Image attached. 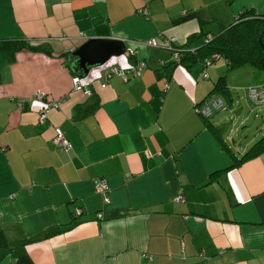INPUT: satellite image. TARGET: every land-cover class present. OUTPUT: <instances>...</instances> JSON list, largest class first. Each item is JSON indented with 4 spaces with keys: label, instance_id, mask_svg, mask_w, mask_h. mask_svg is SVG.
I'll list each match as a JSON object with an SVG mask.
<instances>
[{
    "label": "crops",
    "instance_id": "1",
    "mask_svg": "<svg viewBox=\"0 0 264 264\" xmlns=\"http://www.w3.org/2000/svg\"><path fill=\"white\" fill-rule=\"evenodd\" d=\"M245 9L264 17V0H0V44L37 48L0 49V264H264V152L231 167L264 130L224 135L232 115L245 122L228 79L217 94L228 110L207 120L196 110L225 59L186 67L142 43L178 35L196 51ZM89 38H118L124 52L83 73L69 56ZM137 60L139 76L100 86L106 67ZM73 75L90 95L72 90ZM37 91L62 100L43 122L44 101L16 106Z\"/></svg>",
    "mask_w": 264,
    "mask_h": 264
},
{
    "label": "trees",
    "instance_id": "2",
    "mask_svg": "<svg viewBox=\"0 0 264 264\" xmlns=\"http://www.w3.org/2000/svg\"><path fill=\"white\" fill-rule=\"evenodd\" d=\"M199 37L201 35L193 34L190 40ZM8 46H11L15 50L22 48L37 49L35 46L19 42L12 45L0 44V49ZM214 53L217 54V59L221 57L225 59L226 71L236 69L245 64L262 69L264 67V17L256 14L252 9H245L239 12L233 24L223 28L222 32L215 36L206 35L204 37V43L198 50L190 51L183 48L180 62L176 63L174 61L172 64L182 63L186 67H192L200 62V56L204 54L206 57H204L202 64L206 66L208 58ZM213 60L211 59L210 62ZM228 90L225 74L215 82L210 94H219L225 97L228 95ZM216 111L218 110L214 112ZM201 117L205 120L210 118ZM263 152L264 135L253 142L242 155L237 158L233 157L231 167L239 166L241 163ZM6 245L7 239L3 231L0 230V247H5Z\"/></svg>",
    "mask_w": 264,
    "mask_h": 264
},
{
    "label": "built area",
    "instance_id": "3",
    "mask_svg": "<svg viewBox=\"0 0 264 264\" xmlns=\"http://www.w3.org/2000/svg\"><path fill=\"white\" fill-rule=\"evenodd\" d=\"M141 13L146 14L145 9H140L139 10ZM180 38L178 35L174 36H167V35H158L153 38H149L145 40L144 43L147 46L150 47H166L173 51V56H174V61L176 63H179L181 60L182 56V48L179 45ZM193 51V50H190ZM131 56L134 55V52L130 53ZM218 56L217 54H212L208 60L207 64L210 63L211 59H217ZM145 67V63L142 60H137L136 63L128 68V69H123L118 66L112 65L109 67H106L102 74H101V81H100V86L105 87L107 85L108 79L112 76H118L120 77L124 82H127L129 80V75L130 73L132 76L137 77L140 75L141 69ZM206 75V74H205ZM72 82V90L73 91H82L85 93V95H90L91 90L88 89L83 85L81 82V79L78 75H73L71 78ZM170 83H167L165 85V88L167 89L169 87ZM247 95L249 100L255 105V106H264V85H255V86H250L246 88ZM32 99L39 100V101H44V104L42 108L39 111V116L38 120L40 122H43L47 114L52 110V109H58L60 104L62 103V100H48L46 98V94L43 91H37L32 97L30 98H18L16 100V106L19 109H23L25 105L31 101ZM225 107L224 105V100L215 94H211L209 97H207L201 105L197 107V112L204 117H210L215 110H220ZM53 142L60 147L62 150H69L71 148V143L70 141L63 135V134H58L53 138ZM95 186L100 190V192L104 195V201L109 202V198L106 196V191L108 190V184L107 182L103 179H98L94 181ZM175 201H183L184 197L183 195L179 192L175 196ZM98 218L102 217V213L97 214Z\"/></svg>",
    "mask_w": 264,
    "mask_h": 264
},
{
    "label": "rangeland",
    "instance_id": "4",
    "mask_svg": "<svg viewBox=\"0 0 264 264\" xmlns=\"http://www.w3.org/2000/svg\"><path fill=\"white\" fill-rule=\"evenodd\" d=\"M223 60L219 59L213 64H221L222 65ZM228 79V83L232 87L238 88V94L241 96L242 103H237L235 101V111L241 109L242 114L245 117V122L243 124H240L239 121L241 119V116L236 118V116L232 115L230 120L226 121V130L224 131V135L229 136L231 139L234 140L240 139L242 140L246 136L247 139H251L255 135H259V129L264 130V106H256L254 109L251 107L250 104H248V101L246 102L242 97V88L239 87H250L255 85H264V67L262 69L253 67L252 65L245 64L242 65L236 69L230 70L226 72V80ZM259 81L258 84H253L255 82ZM232 82V84H231ZM251 84V85H248ZM248 85V86H246ZM241 105V106H240ZM255 106V105H253ZM242 107V108H240ZM228 110L229 107H226L221 109L220 111L215 112L212 117L217 114L218 112H221L223 110ZM224 110V111H225ZM253 110V111H252ZM236 113V112H234ZM230 114V112L228 113ZM229 116V115H228ZM211 117V119H212ZM240 141H238L239 143ZM231 144V143H229ZM234 150V148H232ZM235 151V150H234ZM237 157L241 154L236 153Z\"/></svg>",
    "mask_w": 264,
    "mask_h": 264
},
{
    "label": "water",
    "instance_id": "5",
    "mask_svg": "<svg viewBox=\"0 0 264 264\" xmlns=\"http://www.w3.org/2000/svg\"><path fill=\"white\" fill-rule=\"evenodd\" d=\"M125 44L118 38H89L70 56L69 63H75L78 71L86 73L91 67L101 66L111 56L124 52Z\"/></svg>",
    "mask_w": 264,
    "mask_h": 264
}]
</instances>
